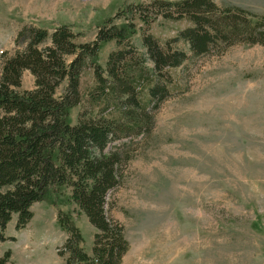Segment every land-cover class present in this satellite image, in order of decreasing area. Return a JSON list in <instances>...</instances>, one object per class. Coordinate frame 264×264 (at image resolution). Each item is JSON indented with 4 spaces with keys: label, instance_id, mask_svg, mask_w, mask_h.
Returning a JSON list of instances; mask_svg holds the SVG:
<instances>
[{
    "label": "rangeland",
    "instance_id": "rangeland-1",
    "mask_svg": "<svg viewBox=\"0 0 264 264\" xmlns=\"http://www.w3.org/2000/svg\"><path fill=\"white\" fill-rule=\"evenodd\" d=\"M149 1L0 0V71L3 52L23 47L15 38L26 24L50 32L68 24L77 42L87 43L108 18ZM214 1L264 15V0ZM126 15L115 23L127 27ZM134 22L129 36L142 54L144 31L165 41L189 25L162 17L150 28L139 17ZM117 48L115 41L103 43L100 64L106 66ZM187 67L174 71L180 84L161 103L152 136L135 146L123 185L108 195V211L130 244L122 264H264V46L234 45ZM95 84L88 67L82 92ZM33 87L34 77L25 71L21 89ZM84 105L72 109L71 124ZM57 192L56 205L48 195L32 206L34 217L24 229L17 230L13 217L9 239L0 242V257L11 251L8 264L64 263L58 249L68 234L57 223L58 208L71 214L92 251L95 227L68 198V188Z\"/></svg>",
    "mask_w": 264,
    "mask_h": 264
},
{
    "label": "trees",
    "instance_id": "trees-1",
    "mask_svg": "<svg viewBox=\"0 0 264 264\" xmlns=\"http://www.w3.org/2000/svg\"><path fill=\"white\" fill-rule=\"evenodd\" d=\"M121 12L127 13V27L114 21ZM135 17L148 28L159 17L189 25L165 41L144 31L142 54L129 36L136 29ZM76 38L68 24L52 32L26 24L15 38L23 47L2 54L0 242L9 239L6 229L15 215L17 230L24 229L34 217L32 206L48 195L56 205L57 190L65 187L96 233L88 252L80 227L58 208L57 223L68 234L58 249L63 264H122L130 244L124 226L108 211V195L123 185L135 146L152 136L161 103L180 84L174 71L187 70L198 59L223 54L234 45L264 46V15L214 0H151L108 18L92 42ZM109 41L118 48L103 66L99 50ZM88 67L96 84L83 93ZM25 71L34 77L32 89H21ZM83 101L76 124H71L72 109ZM10 258L8 250L0 264Z\"/></svg>",
    "mask_w": 264,
    "mask_h": 264
},
{
    "label": "crops",
    "instance_id": "crops-1",
    "mask_svg": "<svg viewBox=\"0 0 264 264\" xmlns=\"http://www.w3.org/2000/svg\"><path fill=\"white\" fill-rule=\"evenodd\" d=\"M6 230H7V229H6ZM6 232H7V231H6ZM60 258H61V257H60ZM8 263H9V262H8ZM8 263H7V264H8Z\"/></svg>",
    "mask_w": 264,
    "mask_h": 264
}]
</instances>
